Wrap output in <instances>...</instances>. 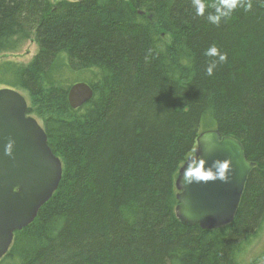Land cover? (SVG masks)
Segmentation results:
<instances>
[{
  "label": "trees",
  "instance_id": "1",
  "mask_svg": "<svg viewBox=\"0 0 264 264\" xmlns=\"http://www.w3.org/2000/svg\"><path fill=\"white\" fill-rule=\"evenodd\" d=\"M213 2L199 17L191 0H0V55L37 46L26 65L0 60V89L26 95L62 164L0 264H244L264 224V0L219 26ZM213 45L227 62L208 76ZM75 82L93 96L72 110ZM204 118L257 163L233 222L213 231L175 216Z\"/></svg>",
  "mask_w": 264,
  "mask_h": 264
},
{
  "label": "water",
  "instance_id": "2",
  "mask_svg": "<svg viewBox=\"0 0 264 264\" xmlns=\"http://www.w3.org/2000/svg\"><path fill=\"white\" fill-rule=\"evenodd\" d=\"M93 96L85 82L71 84L67 102L72 110ZM26 98L17 90L0 89V259L8 252L13 234L33 222L39 209L57 190L62 164L51 151L43 127L27 114ZM13 141L12 155L5 147ZM204 160L205 170L214 161H229L228 181L185 183L184 174L192 160ZM256 162H248L242 144L221 136L217 129L201 132L193 154L178 170L174 181L175 216L186 227L213 231L231 225L249 174ZM214 171V169H213Z\"/></svg>",
  "mask_w": 264,
  "mask_h": 264
},
{
  "label": "clouds",
  "instance_id": "3",
  "mask_svg": "<svg viewBox=\"0 0 264 264\" xmlns=\"http://www.w3.org/2000/svg\"><path fill=\"white\" fill-rule=\"evenodd\" d=\"M192 6L195 9L196 15L203 17L207 10V5L204 0H191ZM214 10L213 13L207 16L209 23L219 26L222 19L229 17L237 8H243L246 11H251L252 3L251 0H214L211 5ZM205 56L212 59V62L206 69V74L212 76L215 68L218 64L227 62V55L221 54L220 50L215 46H211L204 53ZM13 141L5 147V155H12ZM204 160H192L185 170L184 181L185 183H192L193 181H214L220 180L227 182V173L229 171V161H214L211 168L205 170ZM214 169V171H213Z\"/></svg>",
  "mask_w": 264,
  "mask_h": 264
},
{
  "label": "rangeland",
  "instance_id": "4",
  "mask_svg": "<svg viewBox=\"0 0 264 264\" xmlns=\"http://www.w3.org/2000/svg\"><path fill=\"white\" fill-rule=\"evenodd\" d=\"M55 1L58 0H51V2ZM36 52L37 46L31 39L23 42L17 52L0 55V60L13 61L26 65L32 60ZM78 81H83V79L79 78ZM23 95L26 97L25 94ZM213 128L214 126L210 119L204 118L198 127V134L203 131L212 130ZM239 261H242L244 264H264V224L262 225L258 234L244 245L242 251L239 254Z\"/></svg>",
  "mask_w": 264,
  "mask_h": 264
}]
</instances>
